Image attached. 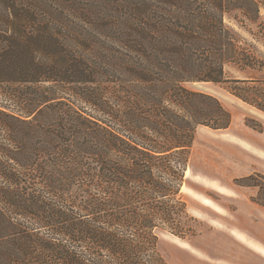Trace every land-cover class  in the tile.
I'll return each instance as SVG.
<instances>
[{"label": "trees", "instance_id": "trees-1", "mask_svg": "<svg viewBox=\"0 0 264 264\" xmlns=\"http://www.w3.org/2000/svg\"><path fill=\"white\" fill-rule=\"evenodd\" d=\"M46 8L0 0V84L27 89L1 88L15 110L0 109V264H169L157 230L196 234L182 190L195 131L231 124L188 85L264 112V0L146 4L123 21L107 87ZM244 179L264 206V176Z\"/></svg>", "mask_w": 264, "mask_h": 264}, {"label": "rangeland", "instance_id": "rangeland-1", "mask_svg": "<svg viewBox=\"0 0 264 264\" xmlns=\"http://www.w3.org/2000/svg\"><path fill=\"white\" fill-rule=\"evenodd\" d=\"M159 3L47 0L44 17L57 21L54 32L73 35L67 43L107 87V66L125 47L124 19L140 15L146 4L157 10ZM253 74L264 77V69ZM9 87L27 90L21 83L0 84V109L8 113L15 103L1 88ZM188 87L217 97L230 112L231 124L225 129L197 127L182 186L187 209L197 219L192 223L196 234L181 238L157 230L158 250L169 264H264V254L245 241L264 249V206L254 200L259 188L242 184L253 182L246 176H264V112L231 95L225 85L194 82ZM102 93L107 95V89Z\"/></svg>", "mask_w": 264, "mask_h": 264}, {"label": "crops", "instance_id": "crops-1", "mask_svg": "<svg viewBox=\"0 0 264 264\" xmlns=\"http://www.w3.org/2000/svg\"><path fill=\"white\" fill-rule=\"evenodd\" d=\"M245 241H247V243L250 244L254 249H256V250H258V251H260L261 253L264 254V249L263 248L256 247L254 244H251L250 241H248L246 239H245Z\"/></svg>", "mask_w": 264, "mask_h": 264}]
</instances>
